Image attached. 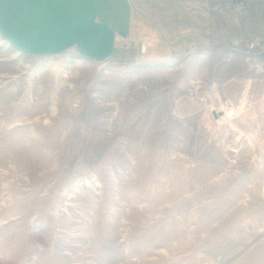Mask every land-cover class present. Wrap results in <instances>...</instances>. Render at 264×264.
I'll return each instance as SVG.
<instances>
[{
	"label": "rangeland",
	"instance_id": "1",
	"mask_svg": "<svg viewBox=\"0 0 264 264\" xmlns=\"http://www.w3.org/2000/svg\"><path fill=\"white\" fill-rule=\"evenodd\" d=\"M254 8L163 0L106 60L0 35V264H264Z\"/></svg>",
	"mask_w": 264,
	"mask_h": 264
},
{
	"label": "crops",
	"instance_id": "2",
	"mask_svg": "<svg viewBox=\"0 0 264 264\" xmlns=\"http://www.w3.org/2000/svg\"><path fill=\"white\" fill-rule=\"evenodd\" d=\"M161 1L0 0V35L27 53L47 55L74 50L106 60L132 51L130 43L137 37H148L150 23L155 21L152 9ZM231 2L253 4V10L264 14V0Z\"/></svg>",
	"mask_w": 264,
	"mask_h": 264
},
{
	"label": "bare ground",
	"instance_id": "3",
	"mask_svg": "<svg viewBox=\"0 0 264 264\" xmlns=\"http://www.w3.org/2000/svg\"><path fill=\"white\" fill-rule=\"evenodd\" d=\"M259 65V64H258ZM227 109V108H226ZM226 111L227 110H225V108H224V110H222L221 111V113H220V120H222V118H223V120H226V119H228L229 118V116H228V114L226 113ZM223 116V117H222ZM222 120V121H223ZM257 148H258V152L260 153V154H262L263 153V151H264V143H263V141H261L260 142V144H258L257 145Z\"/></svg>",
	"mask_w": 264,
	"mask_h": 264
}]
</instances>
